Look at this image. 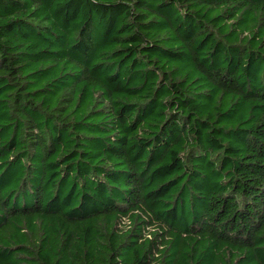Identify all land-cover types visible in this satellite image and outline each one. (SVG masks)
Wrapping results in <instances>:
<instances>
[{
	"label": "trees",
	"instance_id": "obj_1",
	"mask_svg": "<svg viewBox=\"0 0 264 264\" xmlns=\"http://www.w3.org/2000/svg\"><path fill=\"white\" fill-rule=\"evenodd\" d=\"M0 264H264V0H0Z\"/></svg>",
	"mask_w": 264,
	"mask_h": 264
}]
</instances>
